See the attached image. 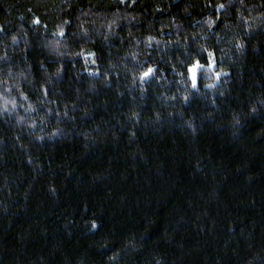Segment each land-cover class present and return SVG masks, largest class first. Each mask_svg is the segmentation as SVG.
Wrapping results in <instances>:
<instances>
[{"label":"trees","instance_id":"trees-1","mask_svg":"<svg viewBox=\"0 0 264 264\" xmlns=\"http://www.w3.org/2000/svg\"><path fill=\"white\" fill-rule=\"evenodd\" d=\"M0 264H264V0H0Z\"/></svg>","mask_w":264,"mask_h":264},{"label":"snow or ice","instance_id":"snow-or-ice-1","mask_svg":"<svg viewBox=\"0 0 264 264\" xmlns=\"http://www.w3.org/2000/svg\"><path fill=\"white\" fill-rule=\"evenodd\" d=\"M217 7H218V8H222L223 5H217ZM62 31H63V30H62ZM209 57H210V59H209V63H208V65H207V67H208L209 69H211L212 66H213V63H214V61L211 60V53H209ZM202 67H203V66H201V65L199 64V61L194 62L193 64L189 65V67H188L189 75L192 77V86H193V87H196V82H197V70L202 69ZM152 71H153L152 67H149V68L146 69L144 72H141V73H140V78H141V80H144V78L148 77L149 74L152 73ZM217 75H219V74H217ZM93 227H95V223H93Z\"/></svg>","mask_w":264,"mask_h":264},{"label":"rangeland","instance_id":"rangeland-1","mask_svg":"<svg viewBox=\"0 0 264 264\" xmlns=\"http://www.w3.org/2000/svg\"><path fill=\"white\" fill-rule=\"evenodd\" d=\"M198 73V70H197ZM190 81H191V85H192V77L189 75ZM193 87V86H192Z\"/></svg>","mask_w":264,"mask_h":264}]
</instances>
